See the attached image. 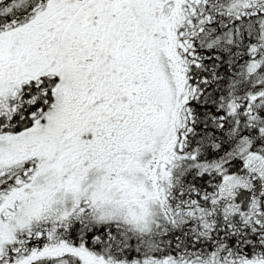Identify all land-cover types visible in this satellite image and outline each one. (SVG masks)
<instances>
[{
  "label": "snow or ice",
  "instance_id": "6c2138e0",
  "mask_svg": "<svg viewBox=\"0 0 264 264\" xmlns=\"http://www.w3.org/2000/svg\"><path fill=\"white\" fill-rule=\"evenodd\" d=\"M0 264H264V0H0Z\"/></svg>",
  "mask_w": 264,
  "mask_h": 264
}]
</instances>
